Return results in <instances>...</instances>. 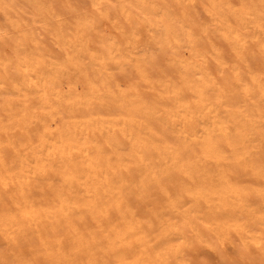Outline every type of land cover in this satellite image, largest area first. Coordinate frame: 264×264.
I'll return each instance as SVG.
<instances>
[{
	"label": "bare ground",
	"instance_id": "bare-ground-1",
	"mask_svg": "<svg viewBox=\"0 0 264 264\" xmlns=\"http://www.w3.org/2000/svg\"><path fill=\"white\" fill-rule=\"evenodd\" d=\"M156 1L0 0V264H264V2Z\"/></svg>",
	"mask_w": 264,
	"mask_h": 264
},
{
	"label": "rangeland",
	"instance_id": "rangeland-1",
	"mask_svg": "<svg viewBox=\"0 0 264 264\" xmlns=\"http://www.w3.org/2000/svg\"><path fill=\"white\" fill-rule=\"evenodd\" d=\"M109 1H112V2H114V0H109ZM167 1V2H166ZM168 1H170V4L172 3V1L171 0H165V3L167 4L168 3ZM174 1H176V0H174ZM179 2H178V4L180 3V5H181V2H182V0H181V2H180V0H178ZM192 1H193V3H192ZM212 1V3H214V4H218L217 2H219V1H221V0H211ZM237 0H223V1H221L222 3L223 2H225V5L227 6H231V9H232V4H233V6L235 5V6H237V7H234V9L235 8H238V4L239 5H241V8H244L243 6L244 5H246L245 7H247L248 5H251V6H253L252 5V3H253V1L256 3V4H254L255 6L257 5V4H259L258 2H256V1H261L260 3L262 4V2H264L263 0H240L241 1V3H237V2H239V1H237ZM244 1V3H242ZM163 2H164V0H163ZM177 2V1H176ZM186 2H187V4H186ZM189 2V3H188ZM201 2V3H200ZM204 2V3H203ZM206 0L204 1V0H186V1H184V4H182L181 6H182V8H188L189 6H190V9H186L187 11L188 10H190V12H192V13H195V14H200L202 11H203V7H205V9L207 8V5H208V3H209V0H208V3L206 4ZM221 2L219 3L220 5H223V4H221ZM227 2H229V4H227ZM252 2V3H251ZM156 3L158 4V6L159 7H162V6H160L159 4H161V1L159 0L158 2L156 1ZM183 3V2H182ZM199 3V4H198ZM230 3H232V4H230ZM247 3H250V4H248L247 5ZM164 4V3H163ZM162 4V5H163ZM173 4V3H172ZM204 4V5H203ZM206 4V5H205ZM211 4V2L209 3V5ZM179 5V6H180ZM183 5H184V7H183ZM200 5V6H199ZM260 5V4H259ZM168 5H165L164 4V7H167ZM171 6V5H170ZM173 6V5H172ZM198 6V7H197ZM226 6H222V8H224V9H227L226 8ZM254 6V8H259L258 6L257 7H255ZM263 5H261V7H262ZM173 8V7H172ZM172 8H171V12H173L174 10L176 11L177 9H175V8H177V5H176V3H175V6H174V9H173V11H172ZM180 8V7H179ZM181 8V9H182ZM191 8H193V9H191ZM169 9H170V7H169ZM204 9V10H205ZM201 10V11H200ZM183 11H184V9H183Z\"/></svg>",
	"mask_w": 264,
	"mask_h": 264
}]
</instances>
